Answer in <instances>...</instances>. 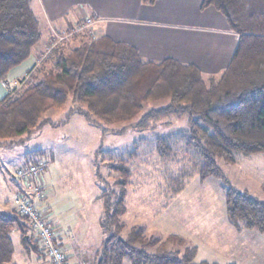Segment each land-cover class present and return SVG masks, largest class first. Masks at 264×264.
Here are the masks:
<instances>
[{"label":"trees","instance_id":"1","mask_svg":"<svg viewBox=\"0 0 264 264\" xmlns=\"http://www.w3.org/2000/svg\"><path fill=\"white\" fill-rule=\"evenodd\" d=\"M155 1L142 0L146 5ZM260 1L203 0L202 7L218 11L238 36L228 66L216 78L173 60L144 63L129 46L108 43L104 38L92 40L88 30L74 33L80 42L67 52L70 40L58 41L60 35L53 31L49 37L52 46H47L23 80H18L20 87L9 88L0 99V146L24 144L45 125H66L73 114L103 132L116 134L129 129L153 131L171 118H185L186 127L178 140L198 159L196 172L202 182L209 177L223 178L218 160L233 163L237 155L264 156V0ZM32 2L0 0L1 83L7 84L12 71L30 59L44 37L46 25L34 12ZM73 29L61 34L73 35ZM152 67L158 68L155 81L144 88V78ZM162 100H168L166 107L144 110L146 103ZM67 104L62 121L44 118L49 109H63ZM118 124L124 126L110 128ZM168 142L166 137L156 140L162 157L170 153ZM101 153L96 150L93 161L95 178L104 187L97 197L102 202L99 224L104 238L96 264H123L125 259L130 264H215L196 262L193 248L184 253L167 251L159 240L147 239L140 227H132L124 236L120 218L126 212L130 171L123 161L109 163V169L118 175L116 190L112 189L99 172ZM176 185L174 195L182 191L180 183ZM221 189L227 220L234 229L264 233V202L228 185ZM29 229L27 220L14 208H0V264H15L10 234L16 231L30 244ZM151 247H156L155 252L147 251ZM31 250L39 252L35 244Z\"/></svg>","mask_w":264,"mask_h":264},{"label":"rangeland","instance_id":"2","mask_svg":"<svg viewBox=\"0 0 264 264\" xmlns=\"http://www.w3.org/2000/svg\"><path fill=\"white\" fill-rule=\"evenodd\" d=\"M32 8L38 15L33 2ZM47 32L53 35V30ZM57 34L64 36L61 31ZM69 35L67 32L63 43L67 40L79 41L75 34ZM90 35L92 40H96L94 32ZM49 41L46 48L52 46ZM42 44L43 41L35 48L41 51ZM72 47L69 46L70 49ZM157 69L152 67L147 71L144 88L154 83ZM13 87L18 88L20 84L16 83ZM167 105L168 100L149 102L144 105V110ZM69 106L49 109L44 118L58 123L64 119ZM123 126L118 124L110 128L118 130ZM185 127V118H171L153 131L129 129L123 134H116L103 132L73 114L66 125L56 128L45 125L33 132L24 144L0 146V197L12 200L18 181L11 175L17 168L37 160L48 161L44 200L48 215L61 230L60 236L71 240L69 242L77 257L87 258V264H92L99 257L104 238L99 224L102 202L97 200L104 187L95 178L93 164L96 150L101 149L97 159L99 172L109 187L116 190L114 184L118 177L109 169V163L123 161L130 171V186L124 198L126 212L120 218L124 236L132 227H140L147 239L159 240L167 251L184 253L193 248L196 262L215 264H233L246 256L247 251L250 253V238L255 236L254 240L251 239L253 251L257 253L253 263L264 264V238L256 236L264 237V233L234 229L227 220L221 189L223 185H228L264 202V156L237 155L233 163L218 160L223 178L209 177L202 182L196 172L198 159L183 141L178 140ZM160 137L169 139L170 153L166 157L157 152L156 140ZM176 182L180 183L182 191L174 195ZM10 237L17 252L16 232L13 231ZM30 242L28 247L32 249L34 243ZM155 249L151 247L147 251L153 253ZM16 260L17 257L13 262ZM42 262L48 264L47 259ZM123 264L130 262L125 259Z\"/></svg>","mask_w":264,"mask_h":264},{"label":"crops","instance_id":"3","mask_svg":"<svg viewBox=\"0 0 264 264\" xmlns=\"http://www.w3.org/2000/svg\"><path fill=\"white\" fill-rule=\"evenodd\" d=\"M202 3L203 0H156L152 5L144 4L142 0H33L35 11L46 25L43 44L39 49L42 50L34 48L30 59L12 71L7 84L0 82V99L11 86L18 84V80L36 63L38 55L44 52L50 37L47 30L64 32L83 24L86 18L94 23L92 32L96 40L104 38L108 43L129 46L144 63L158 64L173 60L195 67L203 76H217L228 66L238 36L229 29L218 11L213 7H202ZM75 42L70 40L66 43L67 51L71 50L69 46L73 45V49L79 44V41ZM47 172L42 180L44 186L45 176L49 174ZM11 178H14L13 174ZM44 200L40 209L55 229L57 243L68 264H87V258L77 257L69 242L71 240L60 236L61 230L49 217ZM0 208L9 209L13 205L11 201L0 197ZM29 236L39 252L31 250L16 232L19 248L17 252L14 249L13 261L17 257L16 262L20 264H45L42 261L46 258L33 238L31 229L28 230ZM256 236L264 238L263 235ZM254 237L250 238V253L247 251L246 256L233 264H254L257 259L251 241ZM98 259L96 257L92 264H96Z\"/></svg>","mask_w":264,"mask_h":264},{"label":"built area","instance_id":"4","mask_svg":"<svg viewBox=\"0 0 264 264\" xmlns=\"http://www.w3.org/2000/svg\"><path fill=\"white\" fill-rule=\"evenodd\" d=\"M93 21L84 19L81 26L75 27L72 33L83 30L92 32ZM58 39L62 41L66 34ZM72 34L70 33L69 36ZM58 40V41H59ZM49 170V162L37 160L15 170L13 177L18 181L11 203L16 213L24 217L33 233V238L49 264H68L61 246L57 243L56 231L40 209L46 197L43 176Z\"/></svg>","mask_w":264,"mask_h":264}]
</instances>
